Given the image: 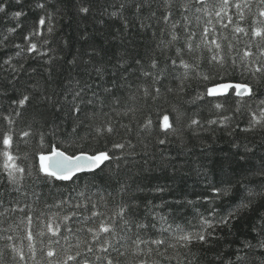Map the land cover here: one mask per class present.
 <instances>
[{"label": "snow or ice", "instance_id": "snow-or-ice-1", "mask_svg": "<svg viewBox=\"0 0 264 264\" xmlns=\"http://www.w3.org/2000/svg\"><path fill=\"white\" fill-rule=\"evenodd\" d=\"M131 2L134 4L136 14L139 15L143 8H152L156 0H140V2L131 0ZM174 2L176 0H163L164 12L160 19L170 27V39L164 40L165 29H160V39L156 48L161 52L164 49L174 48L175 56H166L169 64L161 67L153 55L149 67L154 71L146 70L140 58L133 62L138 66L140 76L151 77L153 81L151 89L143 88L145 102L150 100L156 104L162 95L183 93L184 81L191 77L197 79L203 89L196 99L211 98L209 102L214 103L216 109H224L228 101L236 98L232 114L218 115L217 118L205 122L195 117L191 118L187 128L194 134L208 130L205 124L218 125L229 135L237 129L250 132L257 126L264 128V98H258L255 87L264 80V0H178L176 10L179 19H173ZM16 3H22V0H16ZM124 6V4L120 5L121 8ZM37 7L45 9V4L38 3ZM79 11L88 13L89 8L81 7ZM4 12L5 6L0 3V13ZM21 15V11L15 12L16 17ZM46 16L47 32L52 33L51 16L47 13ZM247 16H251L252 19L245 27L242 22ZM154 17H156L155 9L151 11L149 18ZM45 26V16L39 17L38 27L25 37L28 41L27 46L15 45L20 49L15 53L16 57H22L25 52L47 55L48 50L43 49L42 46L49 43L47 39L42 42L39 50L37 43L30 40L31 36L43 35L40 30ZM127 26L128 22L125 21V27ZM141 27H150V25L141 21ZM178 28L183 29V37L177 31ZM197 29H200L199 33ZM225 30L231 33V38ZM152 35L156 37V32L153 31ZM241 36L247 39L244 42L243 55L237 58V45ZM181 39H183L182 47L178 45ZM161 45L164 46L163 49ZM101 51L89 46L86 53L87 60L80 61L74 56L69 61L74 66L82 62L90 67L83 69L84 75L74 77L67 82L62 96L57 93L40 94L38 102L46 104L63 119L60 122L53 121L49 126L41 116L42 123L39 129L34 131L29 125L27 129L21 130L18 134L19 139L31 149L25 152L23 157L18 154V144H16L17 153L13 152L14 137L17 135L13 114L9 113L3 117L8 127L0 133V145H2L0 173L7 177L9 185L14 186L10 191L16 192L18 197H29L31 202L26 201L24 206H20L17 197L15 204L11 199L6 204L3 198L5 192L0 190V209H2L0 217L6 220L9 213L17 211L24 213L17 218L15 228L23 225L25 238L29 242L27 253L15 243L5 244L4 248L0 249V264H9L8 253H11V261L14 264H165L166 261L171 262L174 258L176 264H184V261L192 264L189 257L195 256L191 248L194 243L204 247L211 246V242L219 238L215 232L217 227L228 226L231 229L230 221L235 212L249 207L257 195L264 196V159H261L259 167L252 165L249 169L254 176L261 178L258 185L259 192H254L247 185L241 184L244 193L236 208L220 212L212 206L207 215H198V227L186 231L179 224L173 227V224L169 223L168 216L155 211L159 205L153 204L151 200L140 201L138 193L145 190L143 185L133 186L118 180L112 191L101 188L96 183L98 175L105 169H110L114 162L116 169L119 170L120 162L133 156L131 151H125L126 147H135L130 140L113 142L111 146L107 142V137L114 135L116 129L110 114L104 112V109L111 104L114 106L112 111H116L121 98L115 94L111 86L112 82L104 83V77L110 74L113 78L123 77L127 80L128 73L137 70L129 64L127 56L118 58L115 65L109 66L101 56ZM204 51L209 53L207 69L201 68ZM186 55L191 56L194 62L189 63L185 59ZM94 57L101 58L95 60ZM177 68L185 70L180 77L175 75L174 70ZM0 70L9 72L11 78L7 82L14 87L16 75L23 71V66L21 64L17 67L11 63V58H6L3 65H0ZM233 72H239L240 78L229 79ZM169 76L172 79H179L180 84L177 88L167 87L162 93L160 84ZM218 97H224L225 103H220L216 99ZM31 99L32 96L24 94L21 99L13 103H17L19 109H22ZM253 103L256 104L255 109L252 107ZM242 107L246 108L249 114L244 128L234 120L236 114L241 113ZM19 109L15 111V117L22 115ZM128 111L134 112L135 109L129 108ZM101 115L108 116L109 119L97 123V117ZM184 115L185 113L178 108H173L171 112L167 109L160 111L158 108L156 120L149 116L139 131L149 135L155 132L156 142L162 146L166 145L171 143V136L179 135ZM61 123L67 127L62 129ZM120 126L126 128L128 133L132 131L129 125ZM93 142L97 146L94 147ZM241 158L247 159V156ZM20 159L30 160L31 163L21 165L17 162ZM148 171L150 172L151 169ZM25 176L31 179L34 186L30 192L22 190ZM222 183L231 185V181ZM164 191V186L160 185L152 189L154 194ZM211 193V199L208 201L210 205L230 194L229 188L219 186L212 187ZM49 196L52 197V202H49ZM42 198L41 208L39 205ZM117 198L119 203L111 208L110 199L115 201ZM188 203L190 204L191 201ZM141 208L144 209L143 213ZM51 209L54 211H49ZM4 220H0V224H3ZM36 224L39 228L34 232ZM15 228L9 224L6 228H0V232L7 233ZM150 230L160 233L159 237L151 236ZM253 230H257L255 226ZM165 233L168 235H164ZM260 233H264V220L258 232L260 236L258 245L264 248V235ZM36 236L42 238L40 258L33 243ZM44 237L48 238L47 242L43 240ZM13 239L12 235H0V240L12 242ZM245 247L251 249L253 246L246 243ZM177 248L185 250L182 258L181 255L173 257L168 254L169 249ZM240 251L237 250L236 260L230 264H237L245 259L240 255ZM154 257L159 259H153Z\"/></svg>", "mask_w": 264, "mask_h": 264}, {"label": "trees", "instance_id": "trees-1", "mask_svg": "<svg viewBox=\"0 0 264 264\" xmlns=\"http://www.w3.org/2000/svg\"><path fill=\"white\" fill-rule=\"evenodd\" d=\"M136 2H140V0H136ZM0 3L5 6V12L0 13V65H3L6 58H11L13 65L19 67L22 64L23 66V71L16 75L14 87L7 82L11 78L9 72L0 70V133L8 127L3 119L4 115L12 113L16 121L14 128L17 132L14 137V154L17 153L16 144L19 145L18 154L21 157L25 152L31 151L30 147L19 139L18 134L21 130L27 129L29 125L34 131L39 129L42 123L41 116L49 126L53 121L60 122L63 119L59 113L46 104L39 103V96L42 92L57 93L62 96L67 82L74 77L78 78L84 75L83 69L90 67L82 62H78L74 66L69 61L74 56L78 57L80 61L87 60V50L89 46H93L98 51L102 50L101 56L109 66L115 65L118 58L127 56L129 64L137 69L128 73L127 80L123 77L113 78L110 74L104 77V83L112 82L111 86L115 94L121 98L116 111H112L114 106L111 104L104 109V112L110 114L116 129L114 135L107 137V142L111 146L113 142L130 140L135 147H126L125 151H131L133 156L121 161L119 170L116 169L114 162L110 169H105L98 175L96 183L101 188L112 191L118 180L133 186L143 185L145 190L138 193L140 201L151 200L153 204L159 205L155 211L168 216L169 223H172L173 227L179 224L186 231L198 227V215H207L212 206H215L220 212L236 208L244 193L241 184L247 185L254 192H259L258 185L261 178L254 176L249 169L252 165L259 167L261 159H264V128L257 126L254 131L250 132L237 129L231 135L218 125L208 126L205 124V128L208 130H201L195 134L187 128V124L193 117L205 122L217 118L218 115L232 114L236 98L228 101L224 109H216L214 103L209 102L211 98L196 99L198 93L203 90L202 85L197 79L190 77L184 81L183 93L162 95L156 104L150 100L145 102L143 88L151 89L153 81L151 77L140 76L138 66L133 62L140 58L146 70L154 71L149 67L153 55L161 67H166L169 64L166 56H175L174 48L164 49L163 52L156 48L160 39V29H165L163 39H170L171 29L160 19L164 12L163 0H156V3L152 4V8H143L139 15L136 14L131 0H22L20 4H17L16 0H0ZM38 3H44L45 9L38 8ZM177 3L178 0L173 5L175 13L173 19H179V13L176 10ZM121 4L125 6L121 8ZM81 7H88L89 12H80ZM153 9L156 10V17L149 18ZM17 11L22 12L20 17L15 16ZM46 13L51 16L52 33L47 32ZM41 16H45L46 19L45 28L40 30L43 35L31 36L30 40L37 43L39 50L42 42L47 39L49 43L42 45L43 49L48 50L47 55L41 56L36 52L31 54L25 52L22 57H16L15 53L20 49L15 45L27 46L28 41L25 40V37L38 27V19ZM251 19V16H247L242 22L243 26L247 27L251 23ZM125 21L128 22L127 27H125ZM141 21L150 27L142 28ZM193 26H195V20H193ZM153 31L156 32V37H153ZM177 31L183 37V29L178 28ZM199 31L200 29H197L198 33ZM225 32L231 38V33L228 30ZM246 39L241 36L240 43L237 45V58L243 55ZM226 43L227 41H225ZM178 45L183 46V39L178 42ZM163 47L161 45V49ZM203 56L201 68L207 69L209 53L204 51ZM100 58L94 57L95 60ZM185 59L189 63L194 62L191 56L186 55ZM45 61L50 62L46 63ZM5 67L7 66L5 65ZM174 71L175 75L180 77L185 70L177 68ZM228 78L239 79L240 74L233 72ZM179 84V79H172L169 76L162 81L160 87L163 93L167 87L177 88ZM255 87L258 98H264V80ZM101 93L103 94L102 89ZM24 94H29L33 99L26 102L24 108L19 109V105L13 102L21 99ZM133 94L134 98H132ZM216 99L222 104L225 103L224 97ZM252 107L255 109L256 104L253 103ZM129 108L135 109V111H128ZM158 108L160 111L167 109L169 112L173 108H178L185 113L181 121L179 135L171 136V143L163 146L156 142L155 132L149 135L139 131L149 116L156 120ZM18 109L22 115L15 117L14 113ZM248 118L249 114L246 108L242 107L241 113L236 114L234 120L240 124L241 128H244ZM108 119V116L101 115L97 117L96 122L103 123ZM171 119L170 116V121ZM121 124L129 125L132 131L128 133L126 128L120 126ZM65 127L67 125L61 123V128ZM145 145H147L146 149ZM93 146H97L95 142H93ZM244 156H247V159L241 158ZM0 161H2V157H0ZM17 162L21 165L31 163L30 160L25 159H20ZM148 169L151 171L149 172ZM224 181H231V185L222 183ZM22 184V190L29 192L34 187L31 179L27 176ZM157 185L164 186L165 191L154 194L152 189ZM217 186L229 188L230 194L210 205L208 201L212 196L211 188ZM12 187L14 186L7 183V177L0 173V190L5 192L3 198L6 204L9 199L15 204L18 197L16 192L10 191ZM18 198L20 206H24L26 201L31 202L29 197L19 196ZM48 200L52 202V197L49 196ZM188 201L191 203L189 204ZM109 203L110 207L114 208L115 204L119 203V199L117 198L115 201L110 199ZM39 207H43V198ZM49 211H54V209ZM143 211L144 209L141 208V213ZM23 215L24 213L17 211L9 213L6 220L0 217V220H4L3 224H0V228H6L9 224L15 228V223L18 222L17 218ZM262 220H264V196L257 195L249 207L235 212L230 221L231 229L228 226L215 229L219 238L213 240L211 246L204 247L194 243L191 248L195 256H190L189 259L192 260V264H230L236 260L235 253L239 249L241 250L240 255L245 259L237 264H264V248L258 245L260 238L258 232ZM254 226L256 231L253 230ZM38 228L39 225L36 224L33 231L35 232ZM0 235H12L14 238L12 242L0 240V249H3L7 243H15L25 253L28 252L29 242L25 238L23 225L7 233L0 232ZM150 235L159 237L160 233L150 230ZM260 235H264V233H260ZM41 239L36 236L33 241L38 258L41 257L40 249L43 247ZM47 239V237L43 238L45 242ZM246 243L253 247L251 249L245 247ZM184 251L182 248L169 249L168 254L173 257L181 255L182 258ZM8 257L9 264H14L11 261V253H8ZM153 259L158 260L159 257ZM165 264H176V259L174 258L171 262L166 261ZM184 264H187V261H184Z\"/></svg>", "mask_w": 264, "mask_h": 264}]
</instances>
